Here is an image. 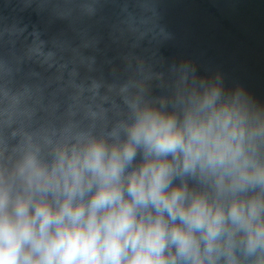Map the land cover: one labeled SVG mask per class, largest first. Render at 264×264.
Here are the masks:
<instances>
[{"label":"clouds","instance_id":"obj_1","mask_svg":"<svg viewBox=\"0 0 264 264\" xmlns=\"http://www.w3.org/2000/svg\"><path fill=\"white\" fill-rule=\"evenodd\" d=\"M131 109L0 169V264H264V121L245 94L202 83L178 110Z\"/></svg>","mask_w":264,"mask_h":264},{"label":"water","instance_id":"obj_2","mask_svg":"<svg viewBox=\"0 0 264 264\" xmlns=\"http://www.w3.org/2000/svg\"><path fill=\"white\" fill-rule=\"evenodd\" d=\"M213 82L264 121V0H0V169Z\"/></svg>","mask_w":264,"mask_h":264}]
</instances>
